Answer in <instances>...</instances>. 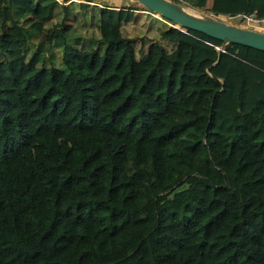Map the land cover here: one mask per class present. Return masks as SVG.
Here are the masks:
<instances>
[{
	"label": "trees",
	"instance_id": "trees-1",
	"mask_svg": "<svg viewBox=\"0 0 264 264\" xmlns=\"http://www.w3.org/2000/svg\"><path fill=\"white\" fill-rule=\"evenodd\" d=\"M89 1L0 0V264H264V49Z\"/></svg>",
	"mask_w": 264,
	"mask_h": 264
},
{
	"label": "water",
	"instance_id": "water-1",
	"mask_svg": "<svg viewBox=\"0 0 264 264\" xmlns=\"http://www.w3.org/2000/svg\"><path fill=\"white\" fill-rule=\"evenodd\" d=\"M142 5L156 13L162 20L169 19V25L184 30L191 27L206 34L218 37L223 42H238L264 49V32L248 27L235 26L220 18L190 16L177 9L178 5L169 0H138Z\"/></svg>",
	"mask_w": 264,
	"mask_h": 264
},
{
	"label": "rangeland",
	"instance_id": "rangeland-1",
	"mask_svg": "<svg viewBox=\"0 0 264 264\" xmlns=\"http://www.w3.org/2000/svg\"><path fill=\"white\" fill-rule=\"evenodd\" d=\"M58 2H68L71 0H57ZM135 1V0H133ZM138 0H136L135 2H137ZM86 2L88 3H92L94 1H89L86 0ZM139 2V1H138ZM137 4L139 6H141L140 2ZM179 6V10L184 12L183 9L185 10H189L193 12V15L195 17H203V18H220L222 20H224L226 23L235 25V26H240V27H248L257 31H261L264 32V21L258 22V23H253V25H249L246 23L244 18H237V17H233L230 15H221V16H217V17H211L210 14H208L205 9H192L188 6L185 5H178ZM141 13H148V11H145L142 8L138 9ZM151 15L153 17H155L156 19H160L161 18L154 12H151ZM150 20V16L149 15H141L138 16L135 22H123L120 27L121 29L126 32L128 35H133L135 37V41H134V49H135V55L136 57H138L140 55V53L146 48V46L153 41V39L148 35V23ZM163 47L166 50H171L174 46L173 42L171 41H163L162 42ZM54 50H57V48H55Z\"/></svg>",
	"mask_w": 264,
	"mask_h": 264
},
{
	"label": "built area",
	"instance_id": "built-area-1",
	"mask_svg": "<svg viewBox=\"0 0 264 264\" xmlns=\"http://www.w3.org/2000/svg\"><path fill=\"white\" fill-rule=\"evenodd\" d=\"M242 17L245 19L246 23L249 25H253V23L264 21V16H257L253 12L243 14Z\"/></svg>",
	"mask_w": 264,
	"mask_h": 264
},
{
	"label": "crops",
	"instance_id": "crops-1",
	"mask_svg": "<svg viewBox=\"0 0 264 264\" xmlns=\"http://www.w3.org/2000/svg\"><path fill=\"white\" fill-rule=\"evenodd\" d=\"M71 1H78V0H71ZM86 2V0H83ZM106 1H111V4H115V5H128V4H135L136 6H138L137 2L133 1V0H106ZM65 3V2H63ZM92 3H96L95 1ZM139 11V10H138ZM129 23V22H127Z\"/></svg>",
	"mask_w": 264,
	"mask_h": 264
},
{
	"label": "bare ground",
	"instance_id": "bare-ground-1",
	"mask_svg": "<svg viewBox=\"0 0 264 264\" xmlns=\"http://www.w3.org/2000/svg\"><path fill=\"white\" fill-rule=\"evenodd\" d=\"M177 9L179 10V6L177 7ZM183 11H184V13H186V14H188L190 16H194L192 11L185 10V9H183Z\"/></svg>",
	"mask_w": 264,
	"mask_h": 264
},
{
	"label": "clouds",
	"instance_id": "clouds-1",
	"mask_svg": "<svg viewBox=\"0 0 264 264\" xmlns=\"http://www.w3.org/2000/svg\"><path fill=\"white\" fill-rule=\"evenodd\" d=\"M219 18V17H218Z\"/></svg>",
	"mask_w": 264,
	"mask_h": 264
}]
</instances>
